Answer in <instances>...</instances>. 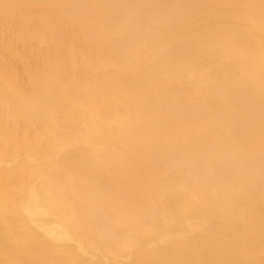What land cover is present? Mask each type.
Returning <instances> with one entry per match:
<instances>
[{
	"label": "bare ground",
	"instance_id": "1",
	"mask_svg": "<svg viewBox=\"0 0 264 264\" xmlns=\"http://www.w3.org/2000/svg\"><path fill=\"white\" fill-rule=\"evenodd\" d=\"M0 264H264V0H0Z\"/></svg>",
	"mask_w": 264,
	"mask_h": 264
}]
</instances>
